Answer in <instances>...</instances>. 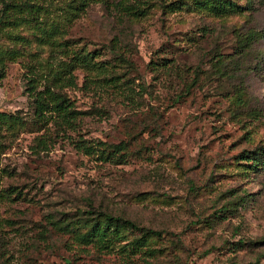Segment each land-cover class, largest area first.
<instances>
[{
  "label": "rangeland",
  "instance_id": "obj_1",
  "mask_svg": "<svg viewBox=\"0 0 264 264\" xmlns=\"http://www.w3.org/2000/svg\"><path fill=\"white\" fill-rule=\"evenodd\" d=\"M152 1L127 17L117 0H34L33 20L6 25L0 0V46L23 53L0 112L24 122L0 132V264H264V159L236 164L264 147V0H232L226 15ZM74 48L101 69L70 66L74 85L56 87L70 123L39 119L28 79L41 90ZM99 211L161 231L154 255L80 244Z\"/></svg>",
  "mask_w": 264,
  "mask_h": 264
},
{
  "label": "trees",
  "instance_id": "obj_2",
  "mask_svg": "<svg viewBox=\"0 0 264 264\" xmlns=\"http://www.w3.org/2000/svg\"><path fill=\"white\" fill-rule=\"evenodd\" d=\"M34 0H3L1 8V17L5 16L6 25H15L18 20L24 19L27 21L33 20L37 12L40 10L38 3L33 2ZM77 0H70L73 3ZM192 5L196 9L204 10L207 13H212L214 15H226L229 13L239 12V6L232 0H191ZM152 0H117L116 6L117 10L121 15L133 16L142 15L152 6ZM85 3H79V5H84ZM185 5L181 0H174L170 2H163L160 7L163 12L173 11ZM26 12L27 17L22 16L19 13ZM13 12L14 15L10 14ZM19 12V13H16ZM19 15H16V14ZM13 16V20L11 17ZM66 22H70L71 18H66ZM4 23V22H3ZM5 27L0 24V33H4ZM54 29H60V22L57 25H52L51 30L47 33L51 34ZM64 44V45H63ZM62 41H56L55 45L61 47L63 45V51L66 49V44ZM68 58L69 62L61 63L54 72H49L52 75L50 78H46L47 83L41 90L35 88L34 78L28 79V88H26L28 95L32 98L35 105V112L39 119L44 117L45 111H50L56 114V118H60L61 121L70 123V115L73 110H70V104L67 100L66 95L62 94L56 87H60L61 83L66 82L74 85V76L71 74L70 66L84 67L90 71L97 70L100 71L101 67L97 68V62H94L95 52L93 55L88 51H82L79 49H71L63 52ZM23 53L18 48L12 47H2L0 46V85L2 79L6 74V67L8 62L16 61ZM26 67L31 72L33 71L31 64H27ZM51 68V67H49ZM23 119L14 113L0 112V132L1 130L12 131L13 129L23 125ZM42 145L45 142L42 140ZM80 147L86 153H92V145L80 144ZM97 151H99L97 149ZM111 152L105 154V150H100V157L109 158ZM237 165L242 169V171L249 172L250 170L258 169L261 162L264 159V147H258L251 151H244L238 157ZM240 197V196H239ZM225 210V209H224ZM223 211V210H222ZM89 215L81 222L83 228L82 233L79 236L80 244L87 245L92 244L95 248L100 250L106 249L111 251L116 245H119L117 251L123 254L139 253L142 257H152L155 251L154 243L163 237L161 231L151 230L149 228H144L139 226L134 221L110 214L106 211H99ZM78 223V224H79ZM77 224V225H78ZM77 225L73 226V232L77 230ZM77 239V238H76ZM146 260V259H145ZM147 264H153L150 260H146Z\"/></svg>",
  "mask_w": 264,
  "mask_h": 264
}]
</instances>
